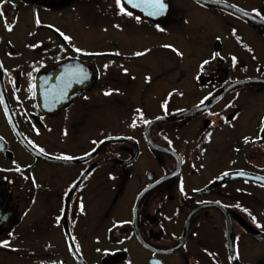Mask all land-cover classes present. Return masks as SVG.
Here are the masks:
<instances>
[{
  "label": "flooded vegetation",
  "instance_id": "af4514ba",
  "mask_svg": "<svg viewBox=\"0 0 264 264\" xmlns=\"http://www.w3.org/2000/svg\"><path fill=\"white\" fill-rule=\"evenodd\" d=\"M0 11V264H264V0Z\"/></svg>",
  "mask_w": 264,
  "mask_h": 264
},
{
  "label": "water",
  "instance_id": "95a60500",
  "mask_svg": "<svg viewBox=\"0 0 264 264\" xmlns=\"http://www.w3.org/2000/svg\"><path fill=\"white\" fill-rule=\"evenodd\" d=\"M247 80H248V79L237 80V81L233 82L232 84H238V83H241V82H244V81H247ZM44 98H45V97H44L43 94H37V95H36L37 103H38L40 106H42V105L44 106V105H45L46 101H45ZM187 112H188L187 110H186V111H181V112L176 113L175 115L180 116V115L186 114ZM165 177H169V175H166Z\"/></svg>",
  "mask_w": 264,
  "mask_h": 264
},
{
  "label": "snow or ice",
  "instance_id": "6c2138e0",
  "mask_svg": "<svg viewBox=\"0 0 264 264\" xmlns=\"http://www.w3.org/2000/svg\"><path fill=\"white\" fill-rule=\"evenodd\" d=\"M118 2H119V0H118ZM160 8L162 9L164 6H163V4L162 3H160ZM3 15V13H2V11H0V16H2ZM10 30V29H9ZM139 55V54H138ZM205 63H207V62H205ZM106 95H108V94H110V93H105Z\"/></svg>",
  "mask_w": 264,
  "mask_h": 264
}]
</instances>
